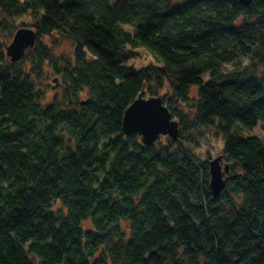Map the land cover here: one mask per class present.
<instances>
[{"label":"trees","instance_id":"16d2710c","mask_svg":"<svg viewBox=\"0 0 264 264\" xmlns=\"http://www.w3.org/2000/svg\"><path fill=\"white\" fill-rule=\"evenodd\" d=\"M1 13L31 23L3 17L0 32L37 38L13 62L0 36V264H264V141L242 135L264 124V0H0ZM140 48L155 61L130 63ZM140 95L163 97L178 139L123 132ZM208 129L231 166L217 197L196 150Z\"/></svg>","mask_w":264,"mask_h":264},{"label":"water","instance_id":"95a60500","mask_svg":"<svg viewBox=\"0 0 264 264\" xmlns=\"http://www.w3.org/2000/svg\"><path fill=\"white\" fill-rule=\"evenodd\" d=\"M248 5L253 0H239ZM36 42L33 28H19L9 44H6V55L11 61L17 62L24 57ZM180 123L173 115L161 95L149 98L140 95L124 112L123 132L126 135L139 134L146 145L154 144L161 136L168 135L178 139ZM223 156L218 155L209 160V186L214 196H220L225 188L230 164L222 162Z\"/></svg>","mask_w":264,"mask_h":264},{"label":"rangeland","instance_id":"374dc122","mask_svg":"<svg viewBox=\"0 0 264 264\" xmlns=\"http://www.w3.org/2000/svg\"><path fill=\"white\" fill-rule=\"evenodd\" d=\"M8 18L7 15L5 14H0V19ZM9 23H12L16 27L19 25L24 24H30L31 23V17L29 16H24V17H14V18H8ZM24 27V26H22ZM12 27V29H9L6 32H0V36L3 38L4 41H7L9 44L13 38L14 34H11L10 31H13V33L16 32V29ZM54 37H57V42L54 44L53 42H50V44L54 47V54L57 56L61 55H72V51L74 48L73 41L65 36L58 35L55 33L53 35ZM45 41H50L49 37L44 38ZM139 52L138 56L134 58L133 60L130 61V63L134 64L136 67H142L148 65L150 60L155 61L152 58V55L148 53L143 48H140L137 50ZM48 84L52 87L53 90L56 89V87L60 84L58 81L54 80L51 78L48 81ZM50 98V97H49ZM199 136H197L196 139V144L198 147H196V150L198 151L203 158L210 159L218 156L222 152V147H223V138L220 134H215L212 132L210 129L208 131L202 130V133H198ZM243 136H255L261 141H264V124L260 122L253 130L248 131V130H243L242 131ZM210 156V158H208Z\"/></svg>","mask_w":264,"mask_h":264},{"label":"bare ground","instance_id":"6f19581e","mask_svg":"<svg viewBox=\"0 0 264 264\" xmlns=\"http://www.w3.org/2000/svg\"><path fill=\"white\" fill-rule=\"evenodd\" d=\"M34 30H35V33H36V38H37V31H36V29L35 28H33Z\"/></svg>","mask_w":264,"mask_h":264}]
</instances>
